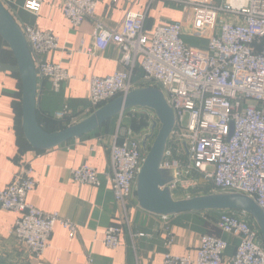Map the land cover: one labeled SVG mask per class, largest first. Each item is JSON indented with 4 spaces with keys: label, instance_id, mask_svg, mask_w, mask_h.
Listing matches in <instances>:
<instances>
[{
    "label": "built area",
    "instance_id": "built-area-1",
    "mask_svg": "<svg viewBox=\"0 0 264 264\" xmlns=\"http://www.w3.org/2000/svg\"><path fill=\"white\" fill-rule=\"evenodd\" d=\"M98 1L63 0V16L72 27L95 21ZM166 1L180 6L183 19L156 26L151 33L144 30V16L140 14H128L115 29L95 22L94 45L80 52L94 57L113 44L120 51V68L109 76L89 78L86 112L92 113L133 89L161 87L174 115L161 164L174 172L169 190L186 192L195 187L193 176L197 174L208 183V192L246 195L264 212V0ZM43 2L24 0L21 8L37 16ZM19 27L37 80L48 81L53 93H58L72 78L60 63L45 59L46 54L58 49V38L51 30L29 24ZM147 111L151 121L156 120ZM54 118L67 126L77 122L67 105ZM151 136L136 137L132 129L118 127L108 148L109 171L105 177L126 224ZM33 172L32 162L19 164L11 183L0 189V210L17 215L11 235L39 260L50 246L56 225L68 230L70 238L75 236L76 227L57 213H42L28 202L37 185ZM69 172L76 184H101V175L87 165ZM236 213L219 212L215 219L223 234L238 240L232 257L225 254L229 241L211 235L200 237L195 257L174 256L169 252L174 238L167 233L162 264H264L259 230L244 214ZM122 230L121 223L107 227L103 245L116 249ZM88 263L93 264L90 256Z\"/></svg>",
    "mask_w": 264,
    "mask_h": 264
},
{
    "label": "crops",
    "instance_id": "crops-1",
    "mask_svg": "<svg viewBox=\"0 0 264 264\" xmlns=\"http://www.w3.org/2000/svg\"><path fill=\"white\" fill-rule=\"evenodd\" d=\"M0 1L19 26L29 24L39 30H51L56 35L58 49L46 54L45 59L60 63L72 76L61 85L58 93H53L48 81L37 80L36 116L38 124L46 132L64 128L54 114L65 105L77 121L87 117L90 114L86 112L89 107V78L93 75L109 76L120 68V51L113 44L94 57L80 52L93 47L95 22L115 29L128 14H140L144 16V30L151 33L156 26L183 19L180 6L173 1L99 0L95 21H85L78 27H72L63 16V0H44L37 16L22 10L24 0ZM20 101L21 82L17 70L0 58V189L11 183L21 162H32L37 185L29 193L28 202L42 213H57L62 219L71 221L76 234L70 238L68 230L56 225L49 248L37 260L11 235L17 215L0 210V264H89V256L93 264H162L167 252V233L174 238L169 249L174 256L195 257L202 235L228 240L230 246L225 254L228 258L234 255L238 240L217 228L215 219L219 212L183 213L163 220L161 216L143 211L134 193L129 202L127 224L121 219L120 209L105 177L109 171L108 148L118 127L132 129L136 137L153 134V121L147 110L130 109L120 119L119 116L114 117V125L110 119L79 139L50 150L35 151L23 136ZM82 165L94 168L101 175L99 187L72 181L69 171ZM193 177L199 176L194 174ZM180 192L185 193L181 190L171 192L173 198L176 199L175 194ZM207 193L210 194L208 190ZM119 223L123 229L119 246L114 250L107 249L102 242L104 232L107 227ZM136 233L147 236L134 237Z\"/></svg>",
    "mask_w": 264,
    "mask_h": 264
},
{
    "label": "water",
    "instance_id": "water-1",
    "mask_svg": "<svg viewBox=\"0 0 264 264\" xmlns=\"http://www.w3.org/2000/svg\"><path fill=\"white\" fill-rule=\"evenodd\" d=\"M0 39L8 46L16 62L21 82V128L33 150L46 151L79 139L130 109L149 110L156 118L152 131L157 133L136 178L138 206L149 214L161 217L183 213L238 212L254 222L264 246V212L250 197L240 193L214 192L185 199L173 198L168 185L175 179L174 172L161 167V164L174 127V115L161 89L149 86L133 89L72 125L59 131L46 132L38 124L36 116L37 76L31 54L19 25L1 1Z\"/></svg>",
    "mask_w": 264,
    "mask_h": 264
},
{
    "label": "rangeland",
    "instance_id": "rangeland-1",
    "mask_svg": "<svg viewBox=\"0 0 264 264\" xmlns=\"http://www.w3.org/2000/svg\"><path fill=\"white\" fill-rule=\"evenodd\" d=\"M182 15V14H181ZM183 16V15H182ZM184 40L185 41H188V40H192V39H190V38H187V37H184ZM5 47H6V49H8L9 50V48H8V46L5 44ZM14 60V59H13ZM15 68H16V62H15V60H14V62H13V64H12ZM157 88H159V89H161V87H157ZM162 90V89H161ZM145 115V114H144ZM120 116H124V114H121V115H119V119H120ZM146 117L148 118V116L146 115ZM138 122H140V124L141 123H143V121H138ZM111 123H112V125H114L115 123H116V118H115V120H114V118L111 120ZM141 125H138V127H140ZM141 128H143V129H146V127H141ZM148 129V128H147ZM148 131H149V129H148ZM156 133L157 132H154L153 134H152V138L154 139V137H155V135H156ZM149 134V133H148ZM153 141V140H152ZM152 141L150 140V143L152 144ZM147 146H148V143H147ZM199 177H194V179L196 180V183H197V185L195 186V187H192V188H190L189 190H187L185 193H182V192H180V193H176L175 194V198L177 199H185V198H191V197H195V196H201V195H206V194H208L207 193V188H208V186L206 185V182L205 181H202L201 179H198ZM218 193H227V192H224V191H218ZM241 214V213H240ZM246 216V215H245Z\"/></svg>",
    "mask_w": 264,
    "mask_h": 264
},
{
    "label": "trees",
    "instance_id": "trees-1",
    "mask_svg": "<svg viewBox=\"0 0 264 264\" xmlns=\"http://www.w3.org/2000/svg\"><path fill=\"white\" fill-rule=\"evenodd\" d=\"M0 58L3 60H6L8 62H10L11 64H13L14 60L12 57L11 52L6 49L5 47V43L0 39ZM126 113V111L124 112V114ZM113 119V118H112ZM63 123V122H61ZM64 128L67 126V123L64 122ZM106 124V123H105ZM209 188V187H208ZM208 190V189H207ZM235 214H237L236 212H234ZM240 214V213H239ZM251 223H254L249 217H246Z\"/></svg>",
    "mask_w": 264,
    "mask_h": 264
}]
</instances>
